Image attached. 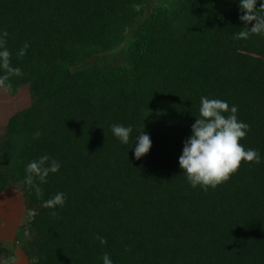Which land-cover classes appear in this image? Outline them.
Listing matches in <instances>:
<instances>
[{
  "label": "trees",
  "instance_id": "16d2710c",
  "mask_svg": "<svg viewBox=\"0 0 264 264\" xmlns=\"http://www.w3.org/2000/svg\"><path fill=\"white\" fill-rule=\"evenodd\" d=\"M146 3L0 0V32L23 73L10 78V92L29 85L38 100L12 119L0 159L18 160L22 172L43 155L61 165L40 198L29 193L33 264H103L104 253L113 264H264V35L235 38L245 27L239 0H185L174 19L177 58L157 59L163 40L136 48L151 65L148 87L142 72L87 62L90 50H112ZM151 17L171 22L163 8ZM202 96L237 106L250 126L240 143L261 157L207 190L179 165ZM113 124L132 128L127 144ZM142 130L152 147L137 160ZM58 192L63 207H42Z\"/></svg>",
  "mask_w": 264,
  "mask_h": 264
},
{
  "label": "clouds",
  "instance_id": "9594fccd",
  "mask_svg": "<svg viewBox=\"0 0 264 264\" xmlns=\"http://www.w3.org/2000/svg\"><path fill=\"white\" fill-rule=\"evenodd\" d=\"M258 0H239L242 15L239 19L245 24L236 35V39H248L251 35H264V0L257 6ZM251 24L249 28L247 25ZM8 32H0V89L10 91L12 84L10 78L22 76V70L14 67L11 63V52L7 49L6 38ZM27 42L18 51V58H22L29 48ZM238 108L229 105L225 100L200 98L199 115L191 126V136L184 142L182 155L179 157V165L186 175L187 181L193 188L197 186L207 190L209 187L215 189L218 185L227 182L233 174L241 167V163L261 162L258 150L246 149L240 141L246 138L250 126L238 119ZM112 133L122 143L129 142L132 128L120 124L112 125ZM136 137L135 158L141 159L148 154L152 141L148 134L140 131ZM60 163L43 155L29 162L26 166V176L23 183L30 190H34L37 198L43 195L40 184L47 182L50 173H56L60 169ZM37 180L39 183H37ZM66 202V194L56 193L53 197L43 202L44 208L63 207ZM56 215L55 212L52 213ZM32 215V213H29ZM95 239L101 244H107L104 237L96 235ZM103 264H113L108 253L101 257Z\"/></svg>",
  "mask_w": 264,
  "mask_h": 264
},
{
  "label": "rangeland",
  "instance_id": "374dc122",
  "mask_svg": "<svg viewBox=\"0 0 264 264\" xmlns=\"http://www.w3.org/2000/svg\"><path fill=\"white\" fill-rule=\"evenodd\" d=\"M184 1L147 0L144 15H140L125 28L121 41L112 50H90L84 54V58L87 62L100 59L98 64L103 61L127 71L142 72L141 83L148 87V80L153 74L151 65L146 62V57L140 58L137 55L136 48L152 40H163L164 48H161V55L157 59L177 58L179 50L174 38L180 34L175 30L174 19ZM155 8L168 11L171 22L154 21L151 16ZM37 101L29 85L22 86L14 94L0 89V153L3 152L1 145L8 139L12 119L33 109ZM47 105L50 110L51 104ZM11 163L9 165L5 159H0V264H33L38 256L35 234L30 230L33 204L29 193L33 194V190L23 183L26 172L20 171L21 163L16 159Z\"/></svg>",
  "mask_w": 264,
  "mask_h": 264
}]
</instances>
